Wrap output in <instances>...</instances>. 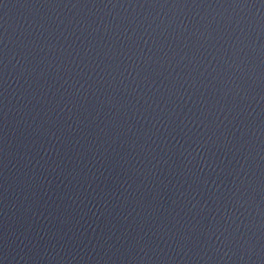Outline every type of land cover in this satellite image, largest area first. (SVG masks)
Returning a JSON list of instances; mask_svg holds the SVG:
<instances>
[{"label": "water", "instance_id": "water-1", "mask_svg": "<svg viewBox=\"0 0 264 264\" xmlns=\"http://www.w3.org/2000/svg\"><path fill=\"white\" fill-rule=\"evenodd\" d=\"M0 264H264V0H0Z\"/></svg>", "mask_w": 264, "mask_h": 264}]
</instances>
